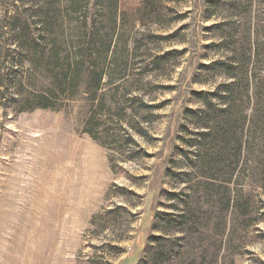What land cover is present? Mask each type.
I'll use <instances>...</instances> for the list:
<instances>
[{
    "label": "rangeland",
    "instance_id": "374dc122",
    "mask_svg": "<svg viewBox=\"0 0 264 264\" xmlns=\"http://www.w3.org/2000/svg\"><path fill=\"white\" fill-rule=\"evenodd\" d=\"M53 1L49 25L0 0V264H264V0H118L115 28L111 0ZM218 60L231 118L179 176Z\"/></svg>",
    "mask_w": 264,
    "mask_h": 264
},
{
    "label": "trees",
    "instance_id": "16d2710c",
    "mask_svg": "<svg viewBox=\"0 0 264 264\" xmlns=\"http://www.w3.org/2000/svg\"><path fill=\"white\" fill-rule=\"evenodd\" d=\"M74 6L75 7H79V13L82 11V5L83 4V0H74ZM110 1V0H108ZM111 6L109 5V11L111 12V19L114 20V28L116 27V17L117 14L119 12L120 6L118 4V0H111L110 1ZM54 1L53 0H43V12H45L46 14V20L47 23L49 25H52V17L50 15V13L52 12L53 8H54ZM84 20V21H83ZM82 20V26L84 25V29H87L88 26V20L87 17H84ZM81 26V27H82ZM85 32V31H84ZM86 34V32H85ZM97 35V32L95 33ZM112 36H110V40L106 46V51L108 52L111 47V43H112ZM216 64H223L228 70L227 72H224L225 75L229 76V77H234L230 83L227 84H221L218 86V89H216L215 92L208 94L205 93L204 91L202 92H198L196 95L199 98L202 108H198V109H194V108H190L188 110V117H192L194 118L196 121L194 122V127L197 128L195 130V135L198 136L196 143L192 142L191 146H189L188 149H184L183 151L185 152V155L187 157V166L189 171H183L181 173H178L179 176H182L184 174L187 173H194V171L198 170V171H204V169L208 168L210 166V153H209V149H208V143L210 142L213 134L210 132V124L211 122H214L215 118L214 115L212 116V113L215 111L219 112V115H221L222 117H227V118H231L230 117V112H232L233 107L230 106V108H228V110H225L224 108H220L218 107V105H215L213 100H217V99H221L223 101H226V97L222 96V91L219 89H225L228 91L229 94L232 95V100L229 99V103H232L234 101V96H235V77L237 78L236 73L234 72V68H235V62L231 61V62H223L222 60H218L216 61V63H214L213 67L216 66ZM72 69V68H71ZM72 70L70 72L67 73H63L62 78H63V82H66L68 85L71 83H73L75 80L74 78H72L73 76H71ZM97 80V84L99 85V83L102 81V72L96 70L95 73V77ZM226 113V114H225ZM232 115V114H231ZM234 119H232L231 121H233ZM236 125H237V120H236ZM236 125L230 124L229 127L227 128V130L222 129L223 132L221 134H218L217 137L220 138H224L225 139V148L233 151V152H228L231 154V160L229 162L230 164V169L232 170V174L234 173V170L236 169V167L238 166V161L241 158V153L243 151V141H239L236 138V131L237 128ZM187 128V127H186ZM225 135V136H224ZM235 135V137H234ZM230 146H232V149L230 148ZM191 147L194 149L192 151H195L193 153H196L195 155L191 154ZM223 152V151H222ZM221 154V153H220ZM229 154V155H230ZM188 182V181H187ZM174 196L176 198H178L177 194H174ZM181 201V199H180ZM181 213L179 215H176V217H174L173 221H176L178 218H181L180 220L182 221L185 217H186V211L185 210H180Z\"/></svg>",
    "mask_w": 264,
    "mask_h": 264
}]
</instances>
